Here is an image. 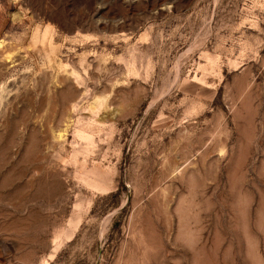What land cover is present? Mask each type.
Segmentation results:
<instances>
[{"label":"rangeland","instance_id":"rangeland-1","mask_svg":"<svg viewBox=\"0 0 264 264\" xmlns=\"http://www.w3.org/2000/svg\"><path fill=\"white\" fill-rule=\"evenodd\" d=\"M0 264H264V0H0Z\"/></svg>","mask_w":264,"mask_h":264}]
</instances>
